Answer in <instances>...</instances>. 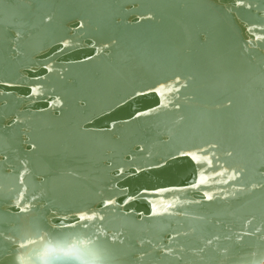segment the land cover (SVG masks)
Returning a JSON list of instances; mask_svg holds the SVG:
<instances>
[{
    "label": "water",
    "instance_id": "95a60500",
    "mask_svg": "<svg viewBox=\"0 0 264 264\" xmlns=\"http://www.w3.org/2000/svg\"><path fill=\"white\" fill-rule=\"evenodd\" d=\"M247 2L0 0V264H264V0Z\"/></svg>",
    "mask_w": 264,
    "mask_h": 264
},
{
    "label": "snow or ice",
    "instance_id": "6c2138e0",
    "mask_svg": "<svg viewBox=\"0 0 264 264\" xmlns=\"http://www.w3.org/2000/svg\"><path fill=\"white\" fill-rule=\"evenodd\" d=\"M236 5H237L238 7L243 6V7L251 8V3H248L247 0H236ZM149 18H151V17H149ZM49 19H51V17H49ZM79 27L82 28V27H84V25L81 23V24L79 25ZM258 27H260L262 30H264V26L253 25L252 27H249V28H248V31H249L253 36H255V38H256L257 40L264 39V36H259V35L256 34V31H255L254 29H256V28H258ZM250 42H251V41H250ZM69 46H70L69 42H65V43H64V47H65V48H67V47H69ZM48 71L51 72V71H52V68L49 67V68H48ZM176 83H177V85L179 84V79H177V82H176ZM181 86H184V85H181ZM173 90H175V91H179V87L169 86V87L167 88V91H169V92H171V91H173ZM157 91H162V90H161V89H157ZM32 94H33V95H37V94H39V89H38V88H33V89H32ZM56 103L59 104V101L57 100ZM141 115H148V113H141ZM22 123H23V121L20 120L19 118H17V119H15V120L12 121V125H10V127H11V126H15V125H17V124H22ZM35 147H36V146L33 144V145H32V148H35ZM201 151L204 152V151H206V150H205V149H201ZM228 155L231 156L232 153L229 152ZM191 158H192L194 161H196L197 163H200V162H201V157H200V156H197V155L194 154V153L191 154ZM5 159H7V157H5ZM203 160L207 161V164H208L209 167H212V166H213V160L210 159L209 156L205 155V156L203 157ZM216 162H217V169H219V158H217V161H216ZM26 171H27V168H24V170H23V171L21 172V174H20L19 181H20L21 184H23V176H24V172H26ZM121 171H123V170H121ZM215 175H217V176H219V177H225V176H226L225 179H222L221 181H217V182H218V183H224V184H227V183H229L230 181H236V180H238V179H239V176H240V173H239L238 171H236V170H233V171L229 174V173H228V170H227V169H224V170H222V171H221V170H216ZM200 183L203 184V183H206V181L203 180V179H201V180H200ZM198 186H199L198 184H193V185H192V187H198ZM261 187H264V185H258V184H256V183H253V184L251 185V188H249L248 190L251 191L252 189H257V188H261ZM242 190H243V189H241V191H242ZM204 195L206 196V198H207L209 201L213 200V196L210 195V194H208L207 192H205ZM20 197H21V199H23V192H21ZM114 203H115L114 200H109V201L106 202V206H107L108 204H114ZM18 205H19V201H18ZM24 209H25L24 207H21V211H23ZM165 210H166V209H165ZM155 211H156V210L154 209V213H155ZM87 218H88V219H92V217H87ZM80 219H85V216H81ZM247 223H248V224H251L252 221L249 220V221H247ZM255 231H256V232H261V229H260V228H256ZM249 234H250V233L247 232V231H242V232L237 236V242L240 241V240H243V239H244V236L249 235ZM261 234L264 235V233H261ZM219 239H220V237H219V236H215V235H213V236L207 238L204 247H210V246L214 245L215 241H216V240H219ZM229 239H231V237H229ZM22 246H23L22 244H19V247H22ZM203 250H204V248L201 247L200 251L202 252ZM167 254L171 255V249L168 250V253H167Z\"/></svg>",
    "mask_w": 264,
    "mask_h": 264
}]
</instances>
